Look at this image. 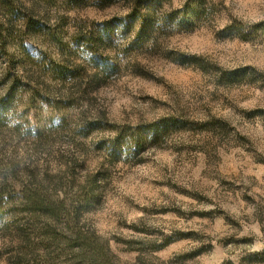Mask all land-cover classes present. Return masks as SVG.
<instances>
[{"label": "rangeland", "instance_id": "374dc122", "mask_svg": "<svg viewBox=\"0 0 264 264\" xmlns=\"http://www.w3.org/2000/svg\"><path fill=\"white\" fill-rule=\"evenodd\" d=\"M11 1L0 264H264V0Z\"/></svg>", "mask_w": 264, "mask_h": 264}, {"label": "trees", "instance_id": "16d2710c", "mask_svg": "<svg viewBox=\"0 0 264 264\" xmlns=\"http://www.w3.org/2000/svg\"><path fill=\"white\" fill-rule=\"evenodd\" d=\"M6 1L9 3L11 0H4V2H6ZM46 1L50 2L51 0H46ZM13 5H14V3L11 1V3H9V7L12 8ZM35 27H36L37 31H41L42 29H47L48 28L45 24L44 25L39 24V25H37ZM91 37H92V35L90 37H88V35H87V37H85L84 35H80L78 37V39H76L73 43L76 44V46L78 47V46H80V44L82 45L83 42L88 41ZM85 43H87V42H85ZM90 47H92V46H90ZM70 69L71 68L68 67L67 71H65V72H67L70 77H74V73L73 72L75 71V69H72V70H70ZM30 194H31V196L33 195L32 193H30ZM42 207H43V205H41V204L36 206V208H42ZM83 244L87 245L86 243H83ZM102 251H104V249L102 247L100 249L99 248L96 249V252L99 253V254L100 253L103 254Z\"/></svg>", "mask_w": 264, "mask_h": 264}]
</instances>
